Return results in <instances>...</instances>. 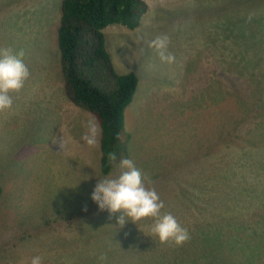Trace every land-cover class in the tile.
I'll list each match as a JSON object with an SVG mask.
<instances>
[{
	"label": "rangeland",
	"instance_id": "1",
	"mask_svg": "<svg viewBox=\"0 0 264 264\" xmlns=\"http://www.w3.org/2000/svg\"><path fill=\"white\" fill-rule=\"evenodd\" d=\"M142 1L137 28L102 31L113 71L138 77L103 175L100 132L95 147L82 140L99 122L64 92L62 0H0V48L23 49L30 72L0 112V264H264V78L263 90L250 80L263 76L264 0ZM161 34L171 65L149 47ZM123 158L188 230L182 246L92 200Z\"/></svg>",
	"mask_w": 264,
	"mask_h": 264
},
{
	"label": "trees",
	"instance_id": "2",
	"mask_svg": "<svg viewBox=\"0 0 264 264\" xmlns=\"http://www.w3.org/2000/svg\"><path fill=\"white\" fill-rule=\"evenodd\" d=\"M146 9L142 0H62L57 42L64 90L74 105L99 122L103 175L109 174V154L121 141L124 111L132 101L138 77L113 71L102 31L109 25L137 28ZM259 64L254 66L263 76L254 75L250 80L263 90L264 67Z\"/></svg>",
	"mask_w": 264,
	"mask_h": 264
},
{
	"label": "clouds",
	"instance_id": "3",
	"mask_svg": "<svg viewBox=\"0 0 264 264\" xmlns=\"http://www.w3.org/2000/svg\"><path fill=\"white\" fill-rule=\"evenodd\" d=\"M169 45L170 37L161 34L151 40L149 47L156 51L162 63L171 65L175 63L176 57L169 51ZM25 55L23 49L14 52L11 48H0V112L12 108L13 101L9 93L21 91L30 76L29 69L24 63ZM69 102L74 105L70 100ZM99 132V125L94 120H90L82 140L89 147H95ZM109 159L114 162L115 154L110 153ZM119 166L124 171L118 177L105 178L97 183L91 198L98 208L101 211L108 210L110 218L111 214L122 213L117 219L121 227L129 220L137 225L138 221L151 218L153 220L151 232L158 237L161 244L182 246L186 243L190 239L188 230L173 214L162 212L164 202L155 188L146 186V178L141 170L128 158L121 159ZM126 217L128 219H125ZM106 262L107 255L101 253L97 258V264H106ZM31 264H42L41 257L34 256Z\"/></svg>",
	"mask_w": 264,
	"mask_h": 264
}]
</instances>
